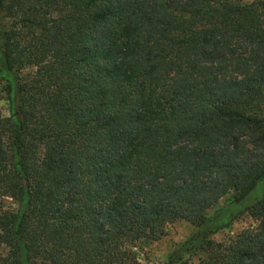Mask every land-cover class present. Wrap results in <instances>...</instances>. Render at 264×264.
<instances>
[{
	"label": "trees",
	"instance_id": "trees-1",
	"mask_svg": "<svg viewBox=\"0 0 264 264\" xmlns=\"http://www.w3.org/2000/svg\"><path fill=\"white\" fill-rule=\"evenodd\" d=\"M0 85V264H264V0H0Z\"/></svg>",
	"mask_w": 264,
	"mask_h": 264
},
{
	"label": "rangeland",
	"instance_id": "rangeland-1",
	"mask_svg": "<svg viewBox=\"0 0 264 264\" xmlns=\"http://www.w3.org/2000/svg\"><path fill=\"white\" fill-rule=\"evenodd\" d=\"M245 3H251L256 0H243ZM4 86L0 85V116H9L8 104ZM231 197V194L225 196L221 200V204L226 202ZM6 207H14L12 199H4ZM256 226L255 220L250 215L245 214L236 220L229 228H226L213 238L216 241L230 243L238 233L243 229ZM194 227L186 220H176L167 224L166 233L159 240L143 244L136 249L138 261L137 264H165L168 254L183 242L193 231ZM197 259H194L190 264H197Z\"/></svg>",
	"mask_w": 264,
	"mask_h": 264
}]
</instances>
